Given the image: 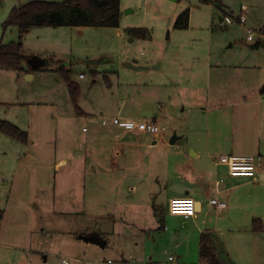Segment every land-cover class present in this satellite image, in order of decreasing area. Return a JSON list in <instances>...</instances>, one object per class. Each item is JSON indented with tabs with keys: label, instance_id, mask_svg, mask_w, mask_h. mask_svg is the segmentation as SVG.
Listing matches in <instances>:
<instances>
[{
	"label": "crops",
	"instance_id": "crops-1",
	"mask_svg": "<svg viewBox=\"0 0 264 264\" xmlns=\"http://www.w3.org/2000/svg\"><path fill=\"white\" fill-rule=\"evenodd\" d=\"M220 4L224 6L222 2ZM123 9L121 0V19ZM229 9H223V12ZM250 9L251 5H248L247 14ZM190 21L186 28H174L191 31ZM248 22L249 17L241 25L248 32L252 29L255 33L252 27L247 26ZM120 25L91 27L115 29L118 35L130 37L131 42L149 39L148 51L141 56L127 54L124 58L119 57L115 70L105 74L108 82L105 96L94 90L87 97L89 101L97 99L91 102V107L85 106L87 100L83 99L81 87L78 98L80 110L75 107L74 113L69 108L62 112L61 100L74 103L68 84L59 85L60 81L49 88L51 96L48 100L54 101V111L46 114L50 105L37 106L42 103L31 98L34 89L26 82L36 77L37 69H58L46 63L45 57L38 54L42 50L37 46L29 56L23 52L22 71L9 70L13 73L8 75L5 73L8 69L0 68V108L14 105L30 108L17 118L1 114L0 120L7 117L28 133L29 140L22 142L28 152L23 163L28 174L32 168L38 177L32 186L33 193L39 194L35 206L47 210V214L43 211L41 215L49 218L43 224L48 230H39L44 234L54 233L55 227H62L64 223L57 224L59 216L77 227L73 233L85 242V236L94 232L101 236V233H114L117 226L120 228L115 234L123 238L122 243L136 241L137 230L143 236L153 230L154 241L163 236L185 240L192 234L194 241L197 239L199 243V254L201 235L208 233L220 264H225L220 257L226 258L227 262L231 259V264H264V57L258 58L257 51L245 47L234 58L229 50L213 42L207 43L209 46L203 49L201 40L192 39V33L185 34L180 41L182 43L172 50L163 47V43L156 47L149 26H129L148 28V36L140 37L131 35L128 27L125 32ZM51 27L82 30L88 26H32L23 41L28 32L44 35L46 31L51 32L52 29H48ZM254 39V36L248 38ZM57 40V45L63 46V41ZM260 43L257 41L251 46L263 47ZM58 51L51 49L49 54L55 64L58 56L53 55ZM31 57L42 59L44 63L33 67L28 60ZM135 66L140 68L135 69ZM8 77L10 83L6 84L4 79ZM84 77L85 74L81 78ZM110 103L113 112L107 111ZM175 103L180 107L174 108ZM40 109L44 114H33ZM192 114L194 121L190 122ZM117 115L155 118L159 123L174 120L175 133L171 138L163 131L155 136L126 123L104 125L100 121L103 116ZM83 118L85 121L81 124ZM87 119L95 121L88 124ZM0 132V137L14 138ZM225 154L258 155L256 179L229 183L227 178L231 175L227 171L221 172L223 164H216L217 158ZM89 196L96 198L88 201ZM177 196L196 198L197 212L194 216L175 214L176 217L168 219L160 215L158 200L166 203L169 211L170 199ZM213 196L224 197L222 199L226 196L227 207L215 216L211 208L201 215L204 201L210 206L209 200ZM83 216L99 219L102 224L108 222L112 231L92 227L94 224L91 222H80ZM190 222H194L193 225ZM121 226L135 227L133 231L137 234ZM177 247L182 251L181 244L178 243ZM200 262L210 264L201 256Z\"/></svg>",
	"mask_w": 264,
	"mask_h": 264
},
{
	"label": "rangeland",
	"instance_id": "rangeland-1",
	"mask_svg": "<svg viewBox=\"0 0 264 264\" xmlns=\"http://www.w3.org/2000/svg\"><path fill=\"white\" fill-rule=\"evenodd\" d=\"M28 1L30 0H0V43H9L19 39L18 26L10 25L4 29L3 23L14 6ZM221 2L224 5L223 7H221V4L214 5L204 3L201 0H122L124 9L120 26L125 32L129 26H149L156 47L163 43V47L172 50L174 46L176 47L177 44L182 43L180 41L185 34L192 33V36L194 35L192 39L201 40L200 45L203 49L209 46L207 44L209 42L219 43L222 49L229 50L235 58V56L240 55L241 50L247 47L250 51H257L259 53L258 58H263L264 48H254L251 44L264 41L263 31L260 30L264 27V0H221ZM243 3L251 5L247 26L255 30L254 40H248L249 32L240 23L225 26L221 20L225 13L230 15L239 13ZM187 7L191 9V31L174 28L177 14ZM226 8L230 9L228 12H223V9ZM126 10L131 12L126 13ZM48 29H52L51 32L46 31L44 35L37 34V32H28L23 41L25 46L23 52L25 54H33V47L37 46L42 50V53L38 54L45 57L46 63L52 65L51 68L53 66L58 68L55 71L37 69L36 77L32 81L26 82L30 85V88L34 89L31 91V98L36 100L37 103H42L37 106H51L46 108V114L54 111V101L51 103L48 100L51 96L49 93L50 86L56 81H60L59 85L61 83L67 84L60 69L62 66L71 69V71L68 69L71 78L80 83V90L81 87L83 88V99L88 101V103L86 101L85 106L91 107V102H96L97 99L92 98L89 101L87 97L94 90L96 93L101 91L102 96H105L108 84L105 74L109 70H115L116 61L121 57L124 58L127 54L141 56L143 52L148 51L150 43L149 39H136L135 42H131L129 41L130 37L120 36L117 34V30L110 28L88 26L82 28V30H73L68 27L65 29L57 27ZM212 33H214V36H211ZM40 36L47 37L41 38ZM57 39L63 41V46L59 47L57 45L59 44ZM188 41L190 42V39ZM144 44H147V46L145 47ZM232 44L233 46L229 47ZM54 45L57 46L54 48ZM51 49L54 51L59 50L57 54L53 55L58 56L56 64V61L53 62L50 59ZM139 68L140 66H135V69ZM94 70L100 71L95 72ZM5 73L12 75L9 73L13 72L8 70ZM81 73L85 74L84 78L80 77ZM94 73L98 75L95 76ZM9 81V77L4 79L6 84L10 83ZM14 106L0 108V115L4 114L17 118L30 109L28 106ZM173 107L179 108L180 105L175 103ZM68 108L73 113L75 112V106L71 104V100H69V103L61 100V111L66 112ZM107 111L113 112L111 103L108 105ZM170 112L172 113V110ZM33 114L42 115L44 112L40 109L39 112H33ZM1 120L9 121V118L2 117ZM82 121H85V119L83 118L80 121L81 124ZM94 121V119H87L86 123L91 124ZM193 121L192 114L190 122ZM160 124L165 125L166 129H163V132L171 138L175 133V121L166 120ZM22 142L17 138L0 137V208L5 211V216L0 225V264H7V262L11 264H204L200 262L199 243L197 239L194 241L192 234L185 240L163 236L154 241L153 230L143 236L141 231L136 228L139 232L136 241H124L122 243L123 238L115 234L118 233L120 228L117 226L116 232L101 233L102 236L99 235L107 242L103 246L94 240H86L85 242L77 238V235L73 233L77 227H74L70 221L66 223L67 219L61 220L59 216L57 224L64 222L62 227H55V234H44V231L39 229L45 228L46 231L48 230V227L43 224L49 218L41 214L43 211L47 214L48 211L35 206L39 201L37 198L39 194L33 193L32 186L34 180L37 181L38 177L32 168L28 174L27 167H24L23 160L28 157V152L23 148ZM220 170L226 172L227 168L223 165ZM247 178L230 176L227 179L229 183H234ZM101 196L104 195L101 194ZM94 198L96 197L89 196L88 201ZM158 198H160V195ZM159 204L161 205L158 206ZM157 206L162 211L160 215H164L168 219L176 217L175 214L167 210L166 203L163 204L158 200ZM209 208L214 210L212 215L215 216L216 213H219L214 207L208 206L207 201H204L203 209L200 211L201 215H205ZM79 221L86 224L91 222L94 224L92 227L100 228L102 231H112L111 226H108V222L102 224L99 219H89L83 216L80 217ZM193 223L190 222L192 225ZM121 228L137 234L133 231L135 227L121 226ZM178 243L182 245V251L178 249ZM170 256H175L176 260H171ZM220 258L224 259L225 264H231V259L227 262L226 258ZM64 259H67L68 263L64 262ZM236 260L241 263L240 259Z\"/></svg>",
	"mask_w": 264,
	"mask_h": 264
},
{
	"label": "trees",
	"instance_id": "trees-1",
	"mask_svg": "<svg viewBox=\"0 0 264 264\" xmlns=\"http://www.w3.org/2000/svg\"><path fill=\"white\" fill-rule=\"evenodd\" d=\"M204 2L221 3V0H201ZM121 20V0H30L14 6L4 21L6 29L10 25L18 26L19 39L9 43H0V68L22 71L23 37L32 26H119ZM190 21V8L182 10L174 23L176 28H186ZM134 36L147 37L146 27H128ZM264 31V27H263ZM61 71L68 84L74 106L79 111L78 98L80 85L70 76V71L62 66ZM0 130L14 138L27 142L28 133L8 120H0ZM4 210L0 208V224ZM200 256L210 264H220L210 234L203 233L200 242Z\"/></svg>",
	"mask_w": 264,
	"mask_h": 264
},
{
	"label": "built area",
	"instance_id": "built-area-1",
	"mask_svg": "<svg viewBox=\"0 0 264 264\" xmlns=\"http://www.w3.org/2000/svg\"><path fill=\"white\" fill-rule=\"evenodd\" d=\"M247 9L248 5L242 4L239 13L231 15L225 13L224 16L221 17V20L225 25L234 23L244 24L248 19ZM253 36L254 31L249 29L248 38L252 39ZM80 76H84V73H81ZM100 121L104 125L119 124L121 122L126 123L135 126L141 132L150 133L155 136L159 135L164 129V126L155 118H137L135 116L122 117L117 115L103 116L100 118ZM259 158L258 155L254 154H225L217 158L216 164L225 165L228 175L256 179V166ZM227 204V201L219 196H213L209 200V205L214 207L218 212L223 211L227 207ZM169 211L174 214H182L185 217L194 216L197 212V200L193 196L173 197L169 202ZM170 259L174 260L175 257L171 256ZM63 261L68 263L67 259ZM7 264L11 263L7 262Z\"/></svg>",
	"mask_w": 264,
	"mask_h": 264
},
{
	"label": "water",
	"instance_id": "water-1",
	"mask_svg": "<svg viewBox=\"0 0 264 264\" xmlns=\"http://www.w3.org/2000/svg\"><path fill=\"white\" fill-rule=\"evenodd\" d=\"M260 45L264 47V41H262L260 43ZM28 60L33 67H38L44 63V60L39 59L37 57H31ZM85 238L87 240H94L98 243H101L103 246H105V244H106V241H104L102 238H100V236L95 232L85 236Z\"/></svg>",
	"mask_w": 264,
	"mask_h": 264
}]
</instances>
